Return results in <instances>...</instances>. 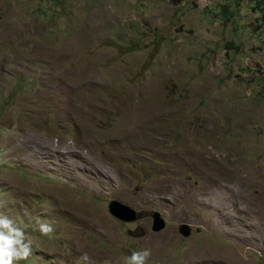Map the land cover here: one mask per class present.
I'll return each mask as SVG.
<instances>
[{"label":"rangeland","instance_id":"obj_1","mask_svg":"<svg viewBox=\"0 0 264 264\" xmlns=\"http://www.w3.org/2000/svg\"><path fill=\"white\" fill-rule=\"evenodd\" d=\"M0 214L18 264H264V0H0Z\"/></svg>","mask_w":264,"mask_h":264},{"label":"clouds","instance_id":"obj_2","mask_svg":"<svg viewBox=\"0 0 264 264\" xmlns=\"http://www.w3.org/2000/svg\"><path fill=\"white\" fill-rule=\"evenodd\" d=\"M39 231L48 236L54 229L51 222L37 221ZM32 253L31 243L22 227L17 224L16 219L0 214V264H18L19 261L27 259ZM151 256L150 249L133 251L125 257V264H148ZM80 260L84 264H90V258L83 254Z\"/></svg>","mask_w":264,"mask_h":264},{"label":"water","instance_id":"obj_3","mask_svg":"<svg viewBox=\"0 0 264 264\" xmlns=\"http://www.w3.org/2000/svg\"><path fill=\"white\" fill-rule=\"evenodd\" d=\"M110 212L111 214L127 223L136 222L140 219L139 213L128 205L121 203L118 200H114L110 204ZM153 226L152 231L155 233H159L164 231L167 228L166 220L163 215L159 211H155L152 214ZM179 232L184 237L189 238L192 235V229L188 224H182L179 228ZM134 237H145L146 231L142 227H138L136 231H130L129 233Z\"/></svg>","mask_w":264,"mask_h":264},{"label":"bare ground","instance_id":"obj_4","mask_svg":"<svg viewBox=\"0 0 264 264\" xmlns=\"http://www.w3.org/2000/svg\"><path fill=\"white\" fill-rule=\"evenodd\" d=\"M189 147V146H188ZM193 148V147H192ZM192 151V150H191ZM194 151V150H193ZM69 198V197H68ZM68 200V199H67ZM69 203H70V201H69ZM74 203V202H73ZM78 203V202H77ZM64 204V203H63ZM68 204V203H67ZM165 219V218H164ZM167 223V222H166ZM191 227V226H190ZM147 234V233H146ZM191 237V236H190Z\"/></svg>","mask_w":264,"mask_h":264}]
</instances>
